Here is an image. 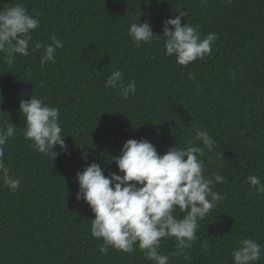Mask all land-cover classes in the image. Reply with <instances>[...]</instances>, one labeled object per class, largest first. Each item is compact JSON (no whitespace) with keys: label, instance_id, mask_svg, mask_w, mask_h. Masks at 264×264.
<instances>
[{"label":"trees","instance_id":"obj_1","mask_svg":"<svg viewBox=\"0 0 264 264\" xmlns=\"http://www.w3.org/2000/svg\"><path fill=\"white\" fill-rule=\"evenodd\" d=\"M16 3L40 24L28 56L9 66L0 52V127L16 126L5 164L21 181L15 192L0 183V264H155L138 246L132 254L99 251L94 214L76 199V174L93 162L105 175L118 173L111 158L129 139H147L159 154L203 147L197 128L216 141L201 159L206 177H225L213 188L225 199L199 222L188 259L174 255L175 238H164L159 251L169 264H233L241 238L264 246V194L246 182L250 175L264 182V0H0V10ZM180 11L188 13L182 24L219 37L210 56L187 67L165 55L164 22ZM139 20L159 36L151 44L132 42L128 29ZM52 36L64 46L55 63L41 66L44 48L32 46ZM117 69L124 85L136 82L127 99L105 87ZM31 96L60 109L68 151L56 146L54 161L24 137L19 104Z\"/></svg>","mask_w":264,"mask_h":264},{"label":"clouds","instance_id":"obj_2","mask_svg":"<svg viewBox=\"0 0 264 264\" xmlns=\"http://www.w3.org/2000/svg\"><path fill=\"white\" fill-rule=\"evenodd\" d=\"M186 11H180L175 18L164 22L163 36L165 55L174 57L177 64L187 67L190 63L203 60L213 51V43L218 40L215 32L201 36L198 26L181 23ZM39 14H29L22 3L0 10V52L5 54L6 63L11 66L17 54L28 56L32 32L39 27ZM170 26V27H169ZM128 34L133 43L151 44L154 37L148 21L130 24ZM64 43L56 36L51 43H36L32 50L44 48L40 58L41 66L56 62L57 50ZM124 74L117 69L105 81L106 88L117 90V94L127 99L136 92V82L122 83ZM189 79H195L189 74ZM19 111L24 118V137L32 142L39 153L54 159L60 154L54 151L59 146L67 152V145L60 123V109L49 106L42 98L31 96L21 99ZM16 126L11 122L0 127V183L12 192L19 190L20 179L11 174L5 164L4 146L15 136ZM198 145L185 148L170 147L159 154L147 139H129L121 149V154L111 160L119 172L105 175L98 163H91L76 174L79 190L76 199L89 205L94 218L91 219V235L102 240L99 251L107 254L109 249L132 254L136 247L147 260L155 264H169V257L159 251L164 238H175L177 251L174 255H184L198 239L199 222L203 220L225 196L214 191V184L222 183L225 177L219 173L213 177L204 175L205 165L201 157L205 149L211 151L216 144L207 129H196ZM223 155V154H222ZM256 194H264V182L257 175L247 178ZM177 209L184 213L176 215ZM264 246L252 238H241L231 256L233 264H256L260 260Z\"/></svg>","mask_w":264,"mask_h":264}]
</instances>
